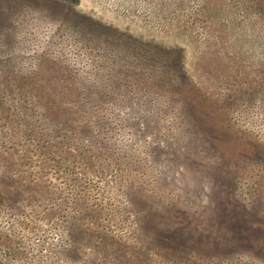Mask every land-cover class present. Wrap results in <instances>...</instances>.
Here are the masks:
<instances>
[{"label":"rangeland","instance_id":"rangeland-1","mask_svg":"<svg viewBox=\"0 0 264 264\" xmlns=\"http://www.w3.org/2000/svg\"><path fill=\"white\" fill-rule=\"evenodd\" d=\"M0 264H264V0H0Z\"/></svg>","mask_w":264,"mask_h":264}]
</instances>
